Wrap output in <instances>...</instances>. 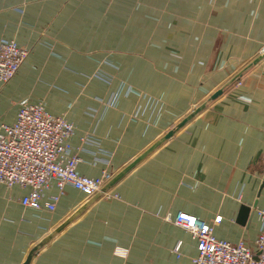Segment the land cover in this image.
<instances>
[{
	"label": "crops",
	"instance_id": "crops-1",
	"mask_svg": "<svg viewBox=\"0 0 264 264\" xmlns=\"http://www.w3.org/2000/svg\"><path fill=\"white\" fill-rule=\"evenodd\" d=\"M0 40L29 50L0 83V127L42 103L74 126L81 175L116 176L264 52V0H0ZM29 192L0 187V264H24L78 213L31 264H193L179 212L222 216L217 238L256 250L264 59L100 198L52 182L35 209ZM243 205L253 217L241 224Z\"/></svg>",
	"mask_w": 264,
	"mask_h": 264
},
{
	"label": "built area",
	"instance_id": "built-area-1",
	"mask_svg": "<svg viewBox=\"0 0 264 264\" xmlns=\"http://www.w3.org/2000/svg\"><path fill=\"white\" fill-rule=\"evenodd\" d=\"M28 55L29 50L15 41L0 40V83L11 81ZM74 133L70 122L48 113L42 103L23 102L16 122L0 127V187L29 188L22 204L35 209L42 207L44 192L52 182L57 184L60 194H64L67 186L89 198L99 194L114 174L105 171L100 177L90 178L78 172L80 159L70 144ZM59 197L45 206L54 210ZM257 216L262 227L255 242L256 250L243 242L218 239L215 226L222 222V216L208 223L179 212L173 223L196 241L197 255L193 264H264V209L258 210ZM180 248L181 243L173 251L179 253Z\"/></svg>",
	"mask_w": 264,
	"mask_h": 264
},
{
	"label": "water",
	"instance_id": "water-1",
	"mask_svg": "<svg viewBox=\"0 0 264 264\" xmlns=\"http://www.w3.org/2000/svg\"><path fill=\"white\" fill-rule=\"evenodd\" d=\"M262 59H264V52L258 56L253 62H251L244 71H242L240 74H238L231 82H229L226 86L222 87L220 90H218L216 93H214L202 106L197 108L194 112H192L189 116H187L184 120H182L176 128L169 131L160 142L153 145L146 153H144L142 156L137 158L133 163H131L129 166H127L125 169H123L121 172H119L114 178L109 181L105 186L102 188V191L94 196L92 200H96L102 196L103 193L108 192L115 184H117L127 173H129L139 162H141L146 156H148L151 152H153L156 148H158L161 144H163L165 141L171 139L180 129L185 127L193 118H195L202 110H204L211 102L215 101L217 98L223 95V93L232 86L235 82H237L247 71H249L251 68H253L257 63H259ZM257 204L255 203L256 208ZM79 214V213H78ZM76 214V215H78ZM75 215V216H76ZM75 216L71 217L69 220L64 222L61 226H59L57 229L54 230L49 236H47L42 242H40L33 250L30 252L29 256L27 257L24 264H31L33 257L35 254L43 248L45 245L48 244L57 234L62 232L75 218ZM253 217L252 208L248 206H242L239 214L238 222L241 224H244L247 221L249 222L250 219Z\"/></svg>",
	"mask_w": 264,
	"mask_h": 264
},
{
	"label": "rangeland",
	"instance_id": "rangeland-1",
	"mask_svg": "<svg viewBox=\"0 0 264 264\" xmlns=\"http://www.w3.org/2000/svg\"><path fill=\"white\" fill-rule=\"evenodd\" d=\"M234 84H236V82H235ZM234 84H233V85H234Z\"/></svg>",
	"mask_w": 264,
	"mask_h": 264
}]
</instances>
